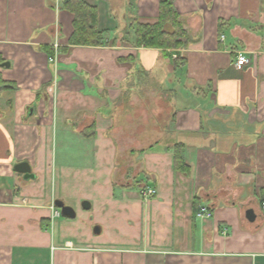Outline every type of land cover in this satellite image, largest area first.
Wrapping results in <instances>:
<instances>
[{"label": "crops", "instance_id": "1", "mask_svg": "<svg viewBox=\"0 0 264 264\" xmlns=\"http://www.w3.org/2000/svg\"><path fill=\"white\" fill-rule=\"evenodd\" d=\"M65 1L0 0V264H264V0H173L181 49L136 44L160 0H83L107 43L69 44ZM139 102L142 122L124 114ZM58 131L101 160L113 232L94 239L55 219L61 198L42 187ZM117 138L140 147L121 181ZM176 144L188 174L173 168ZM201 204L211 217L195 216Z\"/></svg>", "mask_w": 264, "mask_h": 264}, {"label": "rangeland", "instance_id": "2", "mask_svg": "<svg viewBox=\"0 0 264 264\" xmlns=\"http://www.w3.org/2000/svg\"><path fill=\"white\" fill-rule=\"evenodd\" d=\"M141 102L136 105L127 106L124 114H128V117L133 120L137 121L139 119L142 122L140 117L143 114L139 113L136 115L137 110L143 109L142 106L144 105ZM144 102H146L147 106L154 105L153 101L150 100L145 99ZM161 102L165 103V99H161ZM129 123L133 122L129 121ZM133 125L136 127L138 124L135 123ZM114 132L118 134V137L124 133L122 130ZM117 142L120 144L117 145V165L119 169L117 170L116 180L121 181L123 180V176L125 177L123 174L124 169L131 164L128 156L130 151L137 150L140 147L137 145H125L120 138H117ZM85 148V145H81L79 140L74 137L64 139L61 137L59 131L56 137L54 133L49 146L52 153V162L50 161L51 170L46 171L49 180L47 181L46 189L42 187V190L45 192L44 198H50V193L53 192V196L63 199L65 204L77 209V216L74 218L77 221L75 229L77 232L86 233L89 237L96 239L101 235L113 232L116 220L113 211L109 209L108 190L101 183L103 179L100 176L103 172L101 160H97V157L93 158L94 152H92V147H90L91 151L89 153L86 152L87 150H84ZM112 164L113 162L111 161L110 166ZM132 168L134 170L136 166ZM37 176H39L38 173ZM37 180L28 179L25 181L28 185L36 186ZM92 180H95V183ZM83 200H88L92 204V207L88 210L83 209L81 207ZM55 219L67 218L58 216ZM95 225L101 228V232L98 235L92 232Z\"/></svg>", "mask_w": 264, "mask_h": 264}, {"label": "trees", "instance_id": "3", "mask_svg": "<svg viewBox=\"0 0 264 264\" xmlns=\"http://www.w3.org/2000/svg\"><path fill=\"white\" fill-rule=\"evenodd\" d=\"M64 7L73 14V32L68 43L72 45L103 46L107 33L97 27V9L83 0H66ZM158 20L153 24H136L137 46L181 49L187 45V32L174 7L173 0L159 1ZM178 58V57H177ZM177 60V59H176ZM89 136L88 128L81 131ZM182 144L174 146L173 168L188 174L190 167L182 157Z\"/></svg>", "mask_w": 264, "mask_h": 264}, {"label": "water", "instance_id": "4", "mask_svg": "<svg viewBox=\"0 0 264 264\" xmlns=\"http://www.w3.org/2000/svg\"><path fill=\"white\" fill-rule=\"evenodd\" d=\"M9 66V62H1L0 67ZM14 171L20 173L24 180L35 179V174L32 172L31 166L27 161H20L16 163L13 167ZM54 206L59 210V215L64 218L73 219L76 217V212L73 207L65 204L61 199H55L53 202ZM81 207L85 210L91 208V203L88 200H83L81 202ZM245 217L249 221H253L255 214L252 209H247L245 211ZM92 232L96 235L100 234L101 228L98 225H95L92 229Z\"/></svg>", "mask_w": 264, "mask_h": 264}, {"label": "built area", "instance_id": "5", "mask_svg": "<svg viewBox=\"0 0 264 264\" xmlns=\"http://www.w3.org/2000/svg\"><path fill=\"white\" fill-rule=\"evenodd\" d=\"M249 61V59L245 56L244 53H237L236 56V64L242 65ZM155 189L151 187H143L140 188L139 193L142 197H150L155 194ZM261 210L264 212V200L260 202ZM54 215L59 216V211L55 210ZM212 215V209L209 205L201 204L198 207V210L195 213V216L200 219H206L211 217Z\"/></svg>", "mask_w": 264, "mask_h": 264}]
</instances>
